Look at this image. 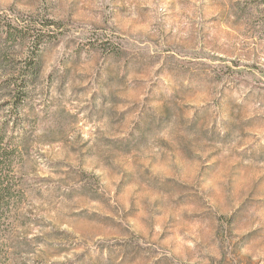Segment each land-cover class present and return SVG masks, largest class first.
Returning <instances> with one entry per match:
<instances>
[{"label":"clouds","instance_id":"1","mask_svg":"<svg viewBox=\"0 0 264 264\" xmlns=\"http://www.w3.org/2000/svg\"><path fill=\"white\" fill-rule=\"evenodd\" d=\"M0 264H264V0H0Z\"/></svg>","mask_w":264,"mask_h":264}]
</instances>
